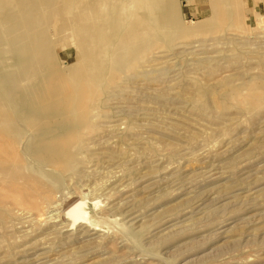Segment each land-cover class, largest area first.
Returning a JSON list of instances; mask_svg holds the SVG:
<instances>
[{
	"label": "rangeland",
	"instance_id": "rangeland-1",
	"mask_svg": "<svg viewBox=\"0 0 264 264\" xmlns=\"http://www.w3.org/2000/svg\"><path fill=\"white\" fill-rule=\"evenodd\" d=\"M0 264H264V0H0Z\"/></svg>",
	"mask_w": 264,
	"mask_h": 264
},
{
	"label": "bare ground",
	"instance_id": "bare-ground-1",
	"mask_svg": "<svg viewBox=\"0 0 264 264\" xmlns=\"http://www.w3.org/2000/svg\"><path fill=\"white\" fill-rule=\"evenodd\" d=\"M86 215V214H85ZM85 218V217H84Z\"/></svg>",
	"mask_w": 264,
	"mask_h": 264
}]
</instances>
